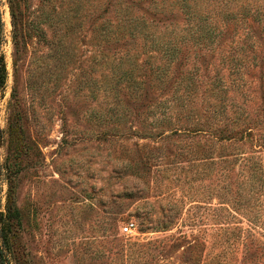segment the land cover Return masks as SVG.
Listing matches in <instances>:
<instances>
[{"label": "rangeland", "instance_id": "374dc122", "mask_svg": "<svg viewBox=\"0 0 264 264\" xmlns=\"http://www.w3.org/2000/svg\"><path fill=\"white\" fill-rule=\"evenodd\" d=\"M13 1L28 36L16 54L9 0H0L7 71L0 92V212L6 160L17 161L12 191L21 220L18 250L7 264H264V177L253 185L241 168L244 157H263L264 150L255 137L241 140L240 131L228 128L227 140L217 142L215 128H203L207 116L216 123L209 112L218 99L207 92L209 82L215 70L227 72L220 49L192 43L187 19L189 6L195 16L207 15L219 45L232 30L225 16L247 0ZM44 14L67 19L64 30L41 22ZM124 19L141 21L139 33L114 36ZM39 20L46 41L65 38L61 61L52 45L31 36L29 22ZM245 24L254 25L259 42L258 22ZM159 35L186 39L177 43L163 82L149 76L167 63L149 46ZM252 56L257 65L239 68L244 86L230 97L250 111L264 94V41ZM131 65L140 87L133 96L120 80ZM182 71L194 74L193 96L173 93ZM15 122L22 133L10 135ZM129 223L135 228L126 233Z\"/></svg>", "mask_w": 264, "mask_h": 264}, {"label": "trees", "instance_id": "16d2710c", "mask_svg": "<svg viewBox=\"0 0 264 264\" xmlns=\"http://www.w3.org/2000/svg\"><path fill=\"white\" fill-rule=\"evenodd\" d=\"M183 3L186 0H182ZM258 4V5H256ZM190 17L187 18L191 21V25L189 26L193 32H188L191 35L192 43L199 48H204L205 50L212 51L216 47L221 50L223 55H219L222 65L226 70V75H221L216 72L215 75L209 82V88L207 92L211 94L210 96H214L218 99V104H212L216 108L210 109L211 114L215 115L216 123L225 120V122H221L222 127L216 124L215 122L212 123V118L205 119V125L209 130L217 131V135L219 140L217 142H223L227 137H224V131L229 128L230 131H240L239 136L240 138L251 140V138L255 137L256 144L264 150V94H261V104L254 108L253 111L246 109L245 107H241L240 105H234L230 102V97L235 90H239L238 87L244 86V81L242 80L239 74V68L241 66L247 64H255V57L252 54L255 52L257 48L263 46L264 41V0H247V5H242L232 11L231 13H227L224 18V22L226 23L227 28L229 26L232 27L231 32L226 33L227 31L223 30L220 35L224 40L217 43L219 37L218 33H216V27L211 26L208 22V16L202 13L198 15H193L194 11L190 8ZM9 14H10V22L12 27V43L14 46V52L17 54L19 51V44L24 43V39L28 36H24L22 27L23 23L20 22V17L18 13V7L13 0H9ZM231 14V15H230ZM230 15V16H229ZM229 16V17H228ZM41 22H46L50 26L56 27V31H63L64 27L61 26L67 25L64 22L67 19L62 18L61 20H57L56 22L50 20L47 14L40 15ZM228 17V19H226ZM251 19L253 22H258V34L260 37L259 42H257L252 35L254 31L252 24L250 25H243L247 22L248 19ZM39 22H29L30 28L29 31L31 36H37L39 40L45 41V44L52 45V49L55 53L54 59L57 58V61H61V56L63 50L67 48V42L65 38L60 36L57 40L46 41L44 32L41 31L39 27ZM60 26V27H59ZM142 23L141 21H137L135 19H127L121 23L114 26L113 31L115 32L114 36H122L125 33L129 34L130 36L139 33V29L141 28ZM228 30V29H227ZM240 30V32H239ZM256 30V29H255ZM257 31V30H256ZM3 24L0 18V47L3 41ZM191 33V34H190ZM66 34V32L64 33ZM219 36V37H218ZM152 37V36H151ZM118 38V37H117ZM122 38V37H121ZM150 38V37H147ZM186 40L184 37H180L179 39L175 40L174 37L172 38L167 36H158L152 37L151 43L149 46L154 47L153 50L157 51L161 54V57H165L167 63L163 64L162 66H156L155 69L150 70V75L156 80H160L163 82L165 78L166 71L170 63H172V59L175 58L177 55V43L184 42ZM189 40V39H187ZM251 51V55H247L248 52ZM263 66H264V59H263ZM257 65V62H256ZM261 65V64H260ZM14 69L15 62H13ZM262 66V65H261ZM133 65L129 68L122 69V74L120 75V80L126 83L130 96L135 95L136 91L140 88L138 87V83L133 78V72L135 67L132 69ZM48 72H44L46 74ZM174 82H176L173 93H177L181 90V94L186 93V96H193L196 92V86H194V74L190 71L185 72H177L175 73ZM7 80V71L4 62V56L2 54L0 48V92L1 89L4 87ZM40 81L38 79L32 81V88L37 90L39 87ZM260 89H264V73L261 72L260 75ZM245 90L242 89L241 92ZM12 98H15V93L12 90ZM246 98V95L245 97ZM229 102V106L231 109H227V103ZM166 106H163V103H160V110L158 111L162 115H166ZM254 114V115H253ZM213 117V115H211ZM219 117L220 119L217 120L216 118ZM188 119V117H186ZM14 125L10 126V135H15L18 133H22L20 126L15 122ZM212 133V131H210ZM223 136V137H222ZM245 137V138H244ZM212 141V140H211ZM262 149L260 152H262ZM13 158H16L15 151L12 150ZM241 162V168H246V177L249 182H252L253 185H256L258 181L263 182L264 177V155L263 157L259 155H251L244 157ZM6 170H5V177L8 184V189L6 193V204L4 211L0 212V264H7L9 255L12 254V257L16 256V252L18 250V234L20 229V213L18 208L16 207L14 198H13V191L12 188L14 187L13 180L15 179L16 174L19 172V164L17 161L6 160ZM171 223H165L162 225V231L168 230V226ZM21 260V259H20ZM20 264H26L23 260H21Z\"/></svg>", "mask_w": 264, "mask_h": 264}, {"label": "built area", "instance_id": "2783aa9c", "mask_svg": "<svg viewBox=\"0 0 264 264\" xmlns=\"http://www.w3.org/2000/svg\"><path fill=\"white\" fill-rule=\"evenodd\" d=\"M135 228L133 223H129L127 226L123 228V231L126 233L132 232V230Z\"/></svg>", "mask_w": 264, "mask_h": 264}]
</instances>
